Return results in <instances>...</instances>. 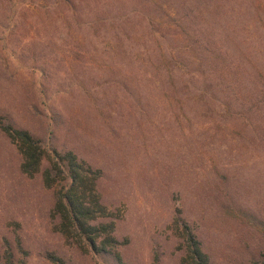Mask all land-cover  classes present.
I'll return each mask as SVG.
<instances>
[{
  "label": "rangeland",
  "instance_id": "rangeland-1",
  "mask_svg": "<svg viewBox=\"0 0 264 264\" xmlns=\"http://www.w3.org/2000/svg\"><path fill=\"white\" fill-rule=\"evenodd\" d=\"M262 87L264 0H0V116L101 170L125 264H186L176 208L211 264H264ZM20 161L0 130V255L106 264Z\"/></svg>",
  "mask_w": 264,
  "mask_h": 264
},
{
  "label": "trees",
  "instance_id": "trees-1",
  "mask_svg": "<svg viewBox=\"0 0 264 264\" xmlns=\"http://www.w3.org/2000/svg\"><path fill=\"white\" fill-rule=\"evenodd\" d=\"M260 91L263 92L260 100L264 103V87ZM0 130L19 152L22 173L29 177L40 173L44 186H59L51 210L54 229L68 243L92 251L95 257L105 258L106 264H125L119 247L126 241L114 235L118 215L101 202L97 189L101 170L90 166L72 150L61 151L46 145L28 129L17 127L2 116ZM173 226L184 241L182 260L186 264H211L200 240L178 208ZM22 253L26 254L24 250ZM46 257L55 264H64L54 253H46ZM0 261L1 264H14L10 247L6 246Z\"/></svg>",
  "mask_w": 264,
  "mask_h": 264
}]
</instances>
